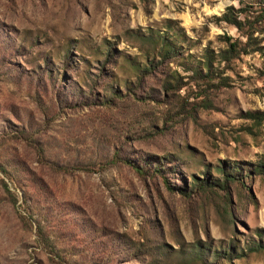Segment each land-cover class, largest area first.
Listing matches in <instances>:
<instances>
[{
  "label": "rangeland",
  "instance_id": "374dc122",
  "mask_svg": "<svg viewBox=\"0 0 264 264\" xmlns=\"http://www.w3.org/2000/svg\"><path fill=\"white\" fill-rule=\"evenodd\" d=\"M262 160L264 0H0V264H264Z\"/></svg>",
  "mask_w": 264,
  "mask_h": 264
},
{
  "label": "trees",
  "instance_id": "16d2710c",
  "mask_svg": "<svg viewBox=\"0 0 264 264\" xmlns=\"http://www.w3.org/2000/svg\"><path fill=\"white\" fill-rule=\"evenodd\" d=\"M217 20H219V21H225V22H227L229 24H234L237 27H239V26L240 27L241 26L243 27V26H245L247 24V23L241 24L240 22H237L236 19L233 17L232 13H230V14L229 13L228 14L225 13L220 18H217ZM252 24H253L252 22H248V27L252 28L253 27ZM151 37H153V36H151ZM155 38L157 40H160L162 42V44H161V52H162L161 55L162 56L168 55V54H170L173 51L174 48L173 47H169L170 45L167 44V43H165V41H163V39L160 36H157V37L155 36ZM175 38H177V37H175ZM149 39H150V37H149ZM238 53H239V47L236 44H229V49L226 50V51H221L219 53V57L222 60L232 59L233 57H236V55H238ZM205 58H206V60H204V62H203L204 64H202V66H204L205 68H207L206 70L208 71V73H210L209 72V68H210V57L208 55H205ZM194 74L195 75H200L201 73H199L197 70H195L194 71ZM247 116H248V118H250L252 120H256V119L259 118V117L257 118L255 116V114H253V113L247 114ZM124 161L126 163H128L130 166H132L134 169H136V171L139 174H141V175L145 174V171L142 170L141 167L136 166L131 161H128V160H124ZM260 164L261 165L257 166V168H258V174L259 175H264V160L260 161ZM226 180H228V179H226ZM168 188L172 190V188L170 186H168ZM252 244H253V246L250 247V248H248V250H251V249H254L256 251L257 250H264V242H255V243H252Z\"/></svg>",
  "mask_w": 264,
  "mask_h": 264
}]
</instances>
